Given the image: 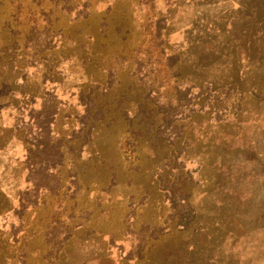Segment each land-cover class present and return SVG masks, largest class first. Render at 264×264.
<instances>
[{"label":"rangeland","instance_id":"374dc122","mask_svg":"<svg viewBox=\"0 0 264 264\" xmlns=\"http://www.w3.org/2000/svg\"><path fill=\"white\" fill-rule=\"evenodd\" d=\"M0 264H264V0H0Z\"/></svg>","mask_w":264,"mask_h":264},{"label":"crops","instance_id":"0c3cea01","mask_svg":"<svg viewBox=\"0 0 264 264\" xmlns=\"http://www.w3.org/2000/svg\"><path fill=\"white\" fill-rule=\"evenodd\" d=\"M8 145V142H5V141H3V142H0V147H18L17 146V143H15V142H12L11 144H9V146H7Z\"/></svg>","mask_w":264,"mask_h":264}]
</instances>
